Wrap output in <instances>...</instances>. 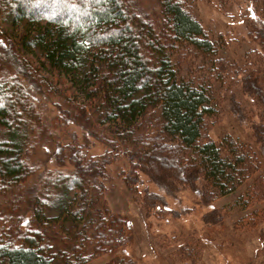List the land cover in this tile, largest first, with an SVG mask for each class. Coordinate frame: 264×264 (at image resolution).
Returning <instances> with one entry per match:
<instances>
[{
    "label": "trees",
    "instance_id": "obj_1",
    "mask_svg": "<svg viewBox=\"0 0 264 264\" xmlns=\"http://www.w3.org/2000/svg\"><path fill=\"white\" fill-rule=\"evenodd\" d=\"M155 2L150 18L134 0H0V72L3 63L14 68L0 73V264H88L128 246L127 224L107 207L103 184L120 158L127 165L119 175L142 195L147 217L159 216L160 194L180 189L210 203L246 185L235 205L264 204L263 123L250 125L253 144L205 136L221 88L237 87L264 108V69L246 74L222 58L226 42L209 39L181 0ZM253 37L264 45V31ZM24 81L58 111L51 122ZM71 127L104 153L88 154ZM40 145L62 170L37 178L30 159ZM146 184L162 193L139 190ZM257 214L243 226L253 228ZM222 218L215 210L201 221ZM172 255L193 264L198 253ZM105 264L132 262L119 256Z\"/></svg>",
    "mask_w": 264,
    "mask_h": 264
},
{
    "label": "rangeland",
    "instance_id": "obj_2",
    "mask_svg": "<svg viewBox=\"0 0 264 264\" xmlns=\"http://www.w3.org/2000/svg\"><path fill=\"white\" fill-rule=\"evenodd\" d=\"M134 1L138 5V10L147 13L151 16L150 18L158 12L155 0ZM181 1L209 39H220L226 42L220 51L222 58L240 66L246 74L251 70L264 72V64L261 61L264 57V45L254 41L253 37L258 32L264 31V23L260 18L261 3L264 0ZM34 11L50 14L43 8ZM190 62L188 63L192 64ZM13 69L3 63L0 73L9 70L14 73ZM254 76L256 77L257 73H252V77ZM23 83L29 90L39 112L41 111V115L46 121L51 122L58 111L49 102H44L43 96L33 90L29 83L25 81ZM236 88L231 87L228 90L221 88L222 90L216 92L218 113L209 122L205 136L217 141L222 135L228 134L242 142L253 144L254 135L250 125L252 123L264 125V120H260L261 117L264 118V108L258 99L243 95ZM66 130L77 134L78 142H83L88 154L100 156L104 153L102 146L93 137L83 138L84 134L80 129L71 127ZM36 152L30 162H34V166L38 168L37 178L42 177L47 171L63 169L58 167L49 148L42 145ZM164 162L168 164V167L164 169L168 173L173 168V163L169 159ZM126 165L124 159L120 158L116 163L108 166L107 177L103 184L106 190L107 207L112 213L125 220L131 241L128 246L88 264H105L119 256L130 260L132 264H180L172 255L180 248L197 251L198 256L193 264H264V204L255 203L244 210L235 205L237 197L244 191L246 185H243L236 193L210 203L200 202L198 190L180 189L175 196L170 197L153 184L140 185L139 190L146 187L148 191L162 193L160 195L165 199V205L156 209L159 216L147 217L140 206L142 195H135L128 191L119 175ZM64 166H66L64 170L71 171L70 167ZM32 184L34 183L31 182L28 188L33 186ZM166 210L172 211L173 215L167 214ZM215 210H219L223 216L222 221L217 225H205L201 217ZM253 211H258V214L254 216L257 219L256 224L253 228H247L243 225L247 218H251ZM48 213L54 215L51 211Z\"/></svg>",
    "mask_w": 264,
    "mask_h": 264
}]
</instances>
